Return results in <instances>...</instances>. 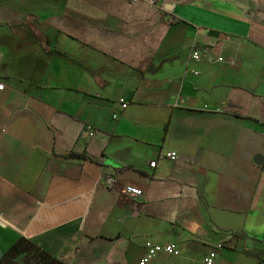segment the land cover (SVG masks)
<instances>
[{"label": "crops", "instance_id": "crops-1", "mask_svg": "<svg viewBox=\"0 0 264 264\" xmlns=\"http://www.w3.org/2000/svg\"><path fill=\"white\" fill-rule=\"evenodd\" d=\"M2 84L0 261L264 264V0H0Z\"/></svg>", "mask_w": 264, "mask_h": 264}, {"label": "built area", "instance_id": "built-area-1", "mask_svg": "<svg viewBox=\"0 0 264 264\" xmlns=\"http://www.w3.org/2000/svg\"><path fill=\"white\" fill-rule=\"evenodd\" d=\"M137 1V0H135ZM144 2H147L153 6L156 7H164L168 4L169 0H142ZM202 55L199 51H194L192 53V59L194 61H201L202 60ZM222 61V58H220ZM5 87L4 84L0 85V90H3ZM123 108H127L126 104H123ZM93 135V133H91ZM179 158L177 152L171 151V152H166L162 154L161 159L163 160H171V161H176ZM157 165V161H153L150 163L151 168H155ZM105 185L108 187H114L115 184V178L113 176H109L105 180ZM122 193L134 200H138L142 196V192L140 188H135V187H124L122 190ZM146 248H147V254L140 260L139 264H150L151 261L160 253H165L171 256H179L181 254V251L179 250L178 246L174 243H169V244H155L152 241L148 239L146 242ZM217 250L210 251V253L204 258L203 264H216L217 261ZM0 264H3L0 261Z\"/></svg>", "mask_w": 264, "mask_h": 264}, {"label": "trees", "instance_id": "trees-1", "mask_svg": "<svg viewBox=\"0 0 264 264\" xmlns=\"http://www.w3.org/2000/svg\"><path fill=\"white\" fill-rule=\"evenodd\" d=\"M68 158H86L85 155L72 152L68 154ZM24 257L23 261L18 262L17 259ZM3 264H65L62 261L40 251L34 244L28 240L21 239L17 242L1 260Z\"/></svg>", "mask_w": 264, "mask_h": 264}]
</instances>
